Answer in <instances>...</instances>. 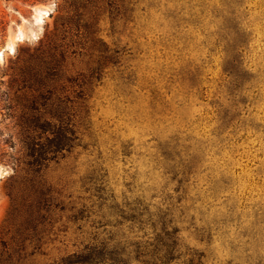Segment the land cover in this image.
I'll list each match as a JSON object with an SVG mask.
<instances>
[{"label": "rangeland", "instance_id": "374dc122", "mask_svg": "<svg viewBox=\"0 0 264 264\" xmlns=\"http://www.w3.org/2000/svg\"><path fill=\"white\" fill-rule=\"evenodd\" d=\"M0 169V264H264V0H0Z\"/></svg>", "mask_w": 264, "mask_h": 264}, {"label": "clouds", "instance_id": "9594fccd", "mask_svg": "<svg viewBox=\"0 0 264 264\" xmlns=\"http://www.w3.org/2000/svg\"><path fill=\"white\" fill-rule=\"evenodd\" d=\"M0 171H2L3 172V174L2 175H0V179H4V178H6L8 175H10L11 174V170L9 169V170H7V171H3L2 169H0Z\"/></svg>", "mask_w": 264, "mask_h": 264}, {"label": "trees", "instance_id": "16d2710c", "mask_svg": "<svg viewBox=\"0 0 264 264\" xmlns=\"http://www.w3.org/2000/svg\"><path fill=\"white\" fill-rule=\"evenodd\" d=\"M221 38H222V40L227 41V42L224 44V47H225L224 52H225V51L227 50V48L229 47V46H227V43L230 42V39H227L226 37H223V36H221ZM218 47H219V44H218Z\"/></svg>", "mask_w": 264, "mask_h": 264}]
</instances>
